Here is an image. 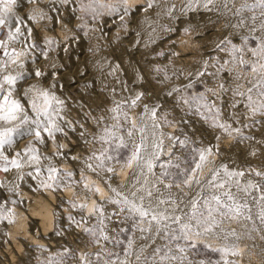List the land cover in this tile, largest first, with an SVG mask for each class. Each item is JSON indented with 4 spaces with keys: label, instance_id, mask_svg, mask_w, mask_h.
I'll list each match as a JSON object with an SVG mask.
<instances>
[{
    "label": "snow or ice",
    "instance_id": "snow-or-ice-1",
    "mask_svg": "<svg viewBox=\"0 0 264 264\" xmlns=\"http://www.w3.org/2000/svg\"><path fill=\"white\" fill-rule=\"evenodd\" d=\"M20 3L0 0V172L14 171L0 188L18 192L25 177L45 189L82 183L83 201H69L80 215L69 213L68 226L81 229L87 245L96 248L76 253L41 246L49 252L42 264H66L67 259L78 264H213L192 259L200 248L219 255L215 264H237L229 257L241 255L236 242L242 234L224 224L235 221L245 228L250 224L252 232L264 230V171L232 168L215 157L225 138L235 145L248 142L246 154L253 157L255 145L264 146V0H144L134 7L130 0H27L34 7L23 16ZM141 9L145 15L138 20ZM201 12L211 14L208 23H224L213 44L216 55L201 60L195 71L141 67L144 54L125 62L127 49L115 60L96 59L98 75L85 78L81 71L72 47L80 32L91 40L96 33L102 38L110 23L124 32L136 23L131 47L143 43L147 50L161 31L171 30L161 18ZM41 21L49 22L41 25L46 31L59 24L63 38L39 37L31 25ZM87 51L96 56L102 49L97 44ZM74 78L80 96L70 107L61 80ZM149 78L159 88L145 89ZM194 123L201 128H193ZM209 130L216 133L214 144L203 139ZM70 134L87 150V155L71 157L83 162L78 181L54 159L67 158L68 144L61 141L72 140ZM21 141H26L23 147ZM49 142L55 145L50 154L42 150ZM115 165L130 172L114 185ZM85 171L103 183L107 195ZM12 216L13 210L0 203V220L12 223ZM210 240L223 243L213 246Z\"/></svg>",
    "mask_w": 264,
    "mask_h": 264
},
{
    "label": "rangeland",
    "instance_id": "rangeland-1",
    "mask_svg": "<svg viewBox=\"0 0 264 264\" xmlns=\"http://www.w3.org/2000/svg\"><path fill=\"white\" fill-rule=\"evenodd\" d=\"M46 2H47V0H46ZM143 2H144V0H143ZM29 5L30 4L27 3V0H21V3L18 5L19 14L23 16L27 12H29L30 11V8L28 7ZM142 10L143 9H141V11ZM141 11L136 13V17H138L141 14ZM49 14L53 15V16L56 15V13H49ZM204 15L206 17L207 14H205L203 12L196 13V14L195 13H190V14L186 15V17H184V16L179 17V15H178L179 19L176 18V20H175L176 24L174 23L175 25L173 26V28L168 32V34L166 33L167 35L165 34L161 38L160 37L156 38V42L154 44H151L149 46V48L147 49L149 51H145L146 54L145 53H141L143 51H140V48L138 49L137 46L135 48L131 47L130 42H131L132 34H133V36L135 35V32H134L135 26H133V25H135V23H130L129 24V28H128L127 32H124L122 29H119L115 25L110 23L109 26L107 28H105V34L102 36V38H100L101 34L96 33V34L93 35V38L91 40H89L88 38L84 37L83 36V32H80L79 36H77V38H76V41L72 44V47L75 50V56L79 57L80 67H82L81 71L84 72L85 78L93 76L92 70L89 67V65L87 64V60H86L91 54V53H89L87 51V49L90 46H94V45H97V44L101 46V49L103 51L106 49V52H109L108 54H110V55H112L114 57H117L119 55V53L122 50H125V49L128 50L127 54H126V57L129 58V59L140 60L141 59V55L140 54H144L145 59H144V62L141 64V67L150 68L151 65H153V64H159L161 66H165V65L168 66L170 71L172 69H183V70H185V72L192 71L191 70L192 66H193L192 63L195 64V62L197 60L201 61L203 59H208L209 57H212V56L216 55V52L214 51V48H213L214 41H212V39L210 37H211V33H213V32L221 34L220 33V29H221L222 24L224 23L223 20H220L219 23L213 25V24L207 22L208 20H206V18H204ZM194 19H196V20H194ZM203 19H205L206 21L205 20L202 21ZM213 19H215V17H213ZM65 20L67 21V14H65ZM178 20H180V22ZM185 20H187L188 23H190V24L185 25V27H184L183 26L184 25L183 21H185ZM193 21H195V23ZM25 22L28 23L27 21H25ZM41 22H40V25H31L35 29L36 33H38L37 28H39L41 25L49 24L48 21H41ZM181 22H182V24H180ZM75 23H76V21L73 20L72 21V25H69V26L72 27V26L75 25ZM55 25H56V27L60 26L59 24H50L49 27L56 29ZM181 27H183V28H181ZM58 28L61 29V27H58ZM185 28L188 29L187 32L184 31ZM197 29H199V30H197ZM208 29H210V30H208ZM49 32L51 33V31H49ZM188 32H192V34L188 33ZM196 32H197L198 35L196 34ZM121 33H122V35H121ZM187 34L188 35L190 34V36L193 35L191 37H193V40L196 41V42H194L195 44L193 42H191L190 45H189V43L188 44L186 43L187 45H189L187 48L189 49V51L192 52V54L194 56L193 60L191 61L192 63L191 62H187L188 65L185 62H180L182 64H180V63L179 64H176V63L174 64L173 61H174V58L177 57V55H176L177 54V49L180 47L178 39L180 37L181 38L184 37V35H187ZM179 35H180V37H178ZM181 35H183V36H181ZM63 36H64V34L62 33V36L56 37V38L60 39V38H63ZM116 36H122V37H120V40H116L114 42L113 38L116 37ZM205 38H207V39H205ZM203 40H205V41L203 42ZM186 44H184V45H186ZM195 46H197L196 48L199 47V49H196ZM103 47L104 48L106 47V48L104 49ZM161 52L163 53V55L162 56L158 55V53H161ZM113 53H114V55H113ZM61 55H62V53H61ZM195 56H196V58H195ZM170 58H172V60ZM172 65H175V66H173L174 68L171 67ZM189 66H191V67H189ZM188 68H190V70ZM225 78L229 79L227 77H225ZM149 79H150V83L146 82L144 84V88L145 89H147L148 91L151 92L153 90V88H159V85H156L154 80H151V78H149ZM176 82L180 83L181 81H176ZM61 83L65 85V87H64V89L62 91H63L64 95L66 97H68L69 106L72 107L75 104V101L77 99H79V96H80V93H79L78 87H77L76 79L74 78L72 82H67V81L61 80ZM79 83L82 84L83 80H80ZM137 86H138V84H137ZM208 86L209 87L214 86V82L212 80H208ZM198 87L200 88V90H203V85H200ZM97 90H99V89H97ZM164 99L165 98L163 96H161V102H163ZM98 103H99V101H98ZM77 111H78L77 109L73 108V113L72 114L75 115ZM134 111L136 112V110H134ZM96 114H99V112H97ZM193 128L200 129L201 125L199 123H194L193 124ZM173 131H175V130L173 129ZM185 131H188L189 134H192L191 130L188 129V128H186ZM215 134H216L215 132H213L212 130H209L208 133L206 134V136L203 137L205 143H209L210 142V143L214 144L215 141L213 140L212 137ZM70 135H72V140H73L72 142H74V143H72V146H74V149H76V150L78 149L79 150V151L78 150L77 151L75 150V151L76 152H80L83 155H87V150L85 148H83L82 144H77L75 142L76 141L75 134H70ZM195 135L197 137H199V135H200L199 131H197L195 133ZM257 139H260V136H259L258 133H257ZM50 143L51 142H49V144ZM229 143L222 148L221 154L219 156L215 157L217 163H220V162L227 163L232 168H247V167L251 166L253 168H257L259 170L264 171V146L258 145V144L255 145V147H256V149L258 151H257V155L253 157L251 155H247L246 154L247 150L249 149L248 142H245V143H242V144H239V145H235L234 141L232 140ZM227 154L229 156H227ZM6 176H7V173L0 172V178L1 179L6 178ZM59 188H57V189H59ZM194 194L195 193H193V195ZM0 203H3V200L0 199ZM6 205L7 204H5V206ZM67 213L68 214L71 213L72 215L77 216V218H79V215H80V213H77L76 210H72V212L69 210V212H67ZM65 219H67V217ZM4 221L5 220H0V225H2V227L4 225L3 229L6 228V224H4ZM65 222H66V220L64 221V226H65V224L68 226L69 222L68 221H67V223H65ZM239 224L240 223H237L235 221H233V222H225L224 227L228 228V229H235L238 232V234H242L241 235V239L239 241H237L236 243L238 245L241 244L243 246V248L245 247L244 249H242V255H243L242 258H244L243 262L246 263V264H254V263L255 264H263L264 263V244H263L264 243V241H263L264 239H262V237H264V230L252 232L251 230H249V229H251V225L250 226L248 225V227L245 229V228H242V226H241V224H243V223H241L240 225ZM258 224H259V222L257 221V225ZM67 226H65V228L67 230L65 229L64 234H63L66 237L63 236V239H61V241H60V243H62V244L59 245V246H63V247H60V249H58V247H59L58 246L55 250H53V252L62 250L63 248H65V246L70 248V249H73L74 252H78V253L80 251H84V250L85 251H95L96 248L94 246L87 245V239L88 238L82 234V230L81 229L79 231V234H74L73 230H74L75 226L73 225L74 228L73 227L69 228V226L68 227ZM0 229H2L1 226H0ZM69 229H70V231H69ZM62 240H64V242L65 243L67 242L68 244L67 243L64 244V242ZM216 241L217 240H213L214 243L212 242V240H211V242L210 241H208V242L211 243L213 246L214 245L217 246V245L223 243V241H217V242ZM69 243H70V245L73 244V246H70ZM88 248H90V249H88ZM199 252H200V255L193 256L192 259H194V260H199V259L211 260L213 262V264H215V262L220 259L219 255L217 253H213V252L209 251L208 249L200 248ZM45 258H46V255L44 256V255L36 254V256L34 255V257L31 259L30 264H35V263L36 264L37 263L38 264H42V260L44 261ZM236 258L235 257H229V259H234V260H236ZM261 259H263V260H261ZM66 264H78V261L76 259H67L66 260Z\"/></svg>",
    "mask_w": 264,
    "mask_h": 264
},
{
    "label": "bare ground",
    "instance_id": "bare-ground-1",
    "mask_svg": "<svg viewBox=\"0 0 264 264\" xmlns=\"http://www.w3.org/2000/svg\"><path fill=\"white\" fill-rule=\"evenodd\" d=\"M44 2L46 3V0H44ZM130 3L134 7L137 4H142L143 0H130ZM28 7L31 10V8L34 7V5L30 4ZM144 15H145V13L142 10L141 14L137 17V19L138 20H143ZM148 15H150L152 18H155V11L154 10H149ZM178 15L179 14L177 13V19H179V17H181V16L178 17ZM209 15H211V14H207L206 17L204 15V18H206V20H208ZM184 17H186V16H184ZM175 20L176 19H170V18H166L165 17V18H161L160 19V23L165 25L167 28L172 29L173 26L176 24ZM194 20H196V19H194ZM204 20L205 19H203L202 21H204ZM178 21L180 22V20H178ZM183 22H184V25H183L184 27H185V25L190 24V23H188L187 20H185ZM193 22L195 23V21H193ZM180 24H182V22ZM133 26H135V29L137 28V24L136 23ZM55 27H56V25H55ZM58 27H60V26H58ZM58 27H56L55 31H51V33H50L49 31L44 30L40 26L39 28H37V30H38L37 34L40 37H43L45 35L54 36V37H60V36H62L63 32ZM181 28H183V27H181ZM197 30H199V29H197ZM208 30H210V29H208ZM168 32L169 31H161L159 33V35L157 36V38L158 37L161 38L166 33L168 34ZM197 32H196V34H197ZM188 33L192 34V32H188ZM121 35H122V33H121ZM219 35H220L219 33L213 32V33H211V37L210 38L212 39V41L215 42V40L217 39V37ZM181 36H183V35H181ZM191 36H193V35H191ZM191 36H190V34L189 35L188 34L184 35V37H182V38L180 37V35L178 36V37H180L178 39L180 47L177 49V54H176L177 57L174 58V61H173L174 64L175 63L179 64L180 62L187 63V62H191L193 60L194 56H193L192 52L189 51V49L187 48L190 45L191 42H193V43L196 42L195 40H193V37H191ZM120 37H122V36H120ZM135 38H136L135 35L133 36V34H132L131 41H133ZM143 39H146V37H143ZM205 39H207V38H205ZM204 41L205 40H203V42ZM186 43L187 44L189 43V45H187ZM184 44H186V45H184ZM136 46H137L138 49L140 48V51H143L141 53H145V51H149V50H145V48L143 47V43H141L139 45H136ZM196 47L197 46H195V48ZM196 49H199V47L196 48ZM108 53L109 52H106V49H105L104 51L102 50L101 52L97 53L96 56H92L90 54V56L86 59L87 60V64L91 68L93 75H98V73L96 71V68L94 67V61L96 59H98L101 55H103V56H109L110 58L115 60V59H117L120 56L121 52L119 53V55L117 57H114V56H112V55H110ZM195 58H196V56H195ZM128 59L129 58H127L125 56V62H127ZM170 59L172 60V58H170ZM199 62H200V60H197L195 62V64L191 62L193 64L192 69H191L192 71H195L197 68L200 67V63ZM180 64H182V63H180ZM187 65H188V63H187ZM173 66H175V65H172L171 67H173ZM189 67H191V66H189ZM188 69L190 70V68H188ZM138 86L137 85H133V87H138ZM138 111H139V109H136V112H138ZM133 114H135V111L133 112ZM166 131H173V129L169 128V129H166ZM72 141L73 140H70L68 142L61 141L62 143H67L68 144V147L66 149H64V151H66L68 153L67 158H65V157H55L54 159L57 160V161H60L59 167L61 169L66 170V171H73L74 172V176H73L72 179L74 181H78L79 180V176H80V170L83 167V162H82V160L74 161V160L71 159V157L75 156V155H83V154H81L80 152H76L78 149L77 150L74 149V146H72V143H74V142H72ZM230 141H232L231 138H225L223 140V142H222L221 149L224 146H226ZM24 143H26V141H21L19 147H23ZM42 150L46 151L47 153L50 154L52 151L55 150V145L50 143L47 149H42ZM227 156H229V155L227 154ZM115 167L117 168V175L112 181V183L114 185L115 184H119L122 181L126 180L128 172H130V170H125L124 172H120V170H119L120 166L119 165H117V166L115 165ZM85 175L88 177L90 183L92 181H96L98 186H100L102 189H104L103 183H101L95 177L94 174L85 171ZM13 177H14V171L10 172V173H7L6 178H3V179L0 178V181H4L5 183H7L9 180L13 179ZM103 194L104 195L108 194L106 189H104ZM100 198H102V197H100ZM0 199L3 200V203L5 202L4 204H7L6 207L11 208L13 210V216L11 217L13 222L9 223L7 220H5L4 224H6V228H4V229H3L4 225H3V227H2V225H0L1 228L3 229V230L0 229V264H30L31 259L34 257V255L36 256V254H40V255H44V256L46 255L47 256L49 254V252H53V250H55L59 245L62 244V243H60V241H61V239H63V236H64L63 234H64V231L66 229L65 226H67L66 224L64 226V221L65 220H66L65 223H67V219H65L67 217V215H68L67 212H69V210L71 212H72V210H76V212L79 213L77 209H73L71 207L69 201L74 200V199L77 200V201H83V199H84V190H83V184L82 183L70 184L67 187L61 186L59 189H57V188H55V189H45V188L39 187V181L38 180H33L30 177H25V180L20 182V189H19L18 192H9L5 188H0ZM91 199H98V198L93 196V197H91ZM12 201H15V203H12ZM89 205H91V200H89ZM83 214L87 215V212L85 211V213H83ZM241 226H242V228H245L243 224H241ZM249 226H250V224H249ZM249 230H251V229H249ZM57 231L60 232V235H56ZM69 231H70V229H69ZM79 231H80V229H75L74 228L73 233L74 234H79ZM64 237H66V236H64ZM64 240H62V241L64 242ZM210 242H211V240H210ZM212 242H213V240H212ZM66 243L64 242V244H66ZM69 245H70V243H69ZM41 246H43L44 248H47L49 250V252H44L42 250ZM70 246H73V244L70 245ZM60 247H63V246H59L58 249H60ZM238 247H239V250L241 252V255L236 256L237 258L235 257L236 258L235 261L237 262V264H246V263L243 262L244 258H242L243 257L242 249H244L245 247L243 248V246L241 244H239ZM88 249H90V248H88ZM76 253H78V252H76ZM232 260H234V259H232ZM261 260H263V259H261Z\"/></svg>",
    "mask_w": 264,
    "mask_h": 264
}]
</instances>
